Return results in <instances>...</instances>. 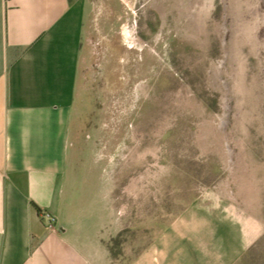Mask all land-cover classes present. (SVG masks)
<instances>
[{"label":"rangeland","instance_id":"rangeland-1","mask_svg":"<svg viewBox=\"0 0 264 264\" xmlns=\"http://www.w3.org/2000/svg\"><path fill=\"white\" fill-rule=\"evenodd\" d=\"M74 128L102 264H264V0H84Z\"/></svg>","mask_w":264,"mask_h":264},{"label":"crops","instance_id":"crops-1","mask_svg":"<svg viewBox=\"0 0 264 264\" xmlns=\"http://www.w3.org/2000/svg\"><path fill=\"white\" fill-rule=\"evenodd\" d=\"M83 20L84 0H0V264H102L92 250L100 213L68 198L83 161L74 130Z\"/></svg>","mask_w":264,"mask_h":264},{"label":"built area","instance_id":"built-area-1","mask_svg":"<svg viewBox=\"0 0 264 264\" xmlns=\"http://www.w3.org/2000/svg\"><path fill=\"white\" fill-rule=\"evenodd\" d=\"M40 218L44 222L45 226L51 230H56L57 228V217L48 210L39 211Z\"/></svg>","mask_w":264,"mask_h":264}]
</instances>
